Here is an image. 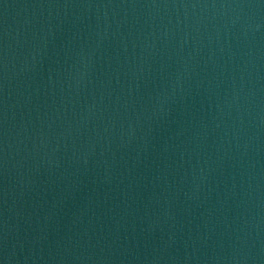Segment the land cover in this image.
Segmentation results:
<instances>
[{
    "label": "water",
    "instance_id": "obj_1",
    "mask_svg": "<svg viewBox=\"0 0 264 264\" xmlns=\"http://www.w3.org/2000/svg\"><path fill=\"white\" fill-rule=\"evenodd\" d=\"M0 264H264V0H0Z\"/></svg>",
    "mask_w": 264,
    "mask_h": 264
}]
</instances>
